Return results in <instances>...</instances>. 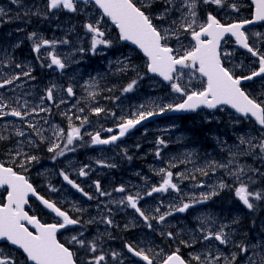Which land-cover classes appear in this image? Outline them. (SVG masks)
<instances>
[{
    "label": "flooded vegetation",
    "instance_id": "flooded-vegetation-1",
    "mask_svg": "<svg viewBox=\"0 0 264 264\" xmlns=\"http://www.w3.org/2000/svg\"><path fill=\"white\" fill-rule=\"evenodd\" d=\"M134 2L140 6L141 0H134ZM234 2L239 3L240 11L234 13L228 12L227 15L223 14V9L217 11L215 5H198L197 11L200 15V22H203L208 13L216 15L224 24L239 22L245 19L251 20L253 18L254 5L252 4V0H234ZM157 3H159V0H154L152 5V12L154 15ZM162 7L163 5L161 4V7L156 10L159 11L163 9ZM4 11L8 15L7 19L3 20L4 25L8 26L9 29L10 27L13 28L15 23L14 20L10 19V16L16 17L15 7H5ZM202 13L204 14L203 17H201ZM153 22L155 23V19ZM22 31L24 39L17 47L14 46V43H1L0 47H6L7 51L5 58H2L0 67L1 65L9 67L10 64L15 65L17 63L16 65H20V67H17L20 73L30 72L31 76L33 75L34 78L36 77L37 82L35 83H40L43 81L42 73L44 69L41 66L42 63L38 69L33 71L31 46L29 42H26V29L24 28ZM246 34L249 37V44L254 45V47L264 52V26L249 28L246 30ZM116 45V50L121 58L127 57L128 49L121 44ZM183 45L188 46L185 42ZM174 46V48L177 47L176 44ZM233 47H235L234 39L229 38L222 43L221 51L227 52L229 48ZM132 60H135L136 64L139 66V69L138 67L132 69L134 73L138 74V70L140 71L142 68L141 59L138 56H134ZM222 60L227 66L236 67L235 75L238 76L250 75L253 70H258L259 68L257 57H253L251 54H243L238 51L237 54L231 55L229 61L226 62L227 59L223 56ZM118 71H121L120 64H114L111 72L117 73ZM2 79H4V77L0 71V80ZM134 80L136 81V90L131 92L139 96L140 86L143 82L142 75H137ZM126 87L127 84L124 83L120 90L108 91L109 96L113 98L116 92H124L123 90ZM257 89V96H261V99H264V95H262L264 91L259 87H257ZM40 93V90H38L27 98L32 97L34 99L33 102L36 104L38 100H41ZM35 109H37L36 112H31V108H23V111L30 112L31 114L27 115L24 119L12 117L11 123H7L6 134L8 138L4 145L0 146V163H3L6 167H13L18 173L24 175L39 195L50 202H54L56 206L63 211H67L72 219H78L81 227L84 226L85 223L93 227H102L99 231L95 229L92 230L93 236L90 242H96L97 252L91 253L89 251H83V255H81L82 264H87L92 256L101 254L106 257V260L102 262V264H146L140 257H136L128 252L126 245L129 244L138 250L143 249L153 259V264H161L163 258L177 250H179V254L184 257L185 260H191L193 255L189 253L190 247L186 242L188 235H178L175 233V230L171 228V225H175L177 222L178 224L181 223L179 220L180 212L175 211V209L187 203V200L183 199L181 202L170 206L169 203H165L170 200L166 199L165 196L177 191L169 189L167 192H156L151 196H148L147 193L151 191L154 186H160L163 183V179L166 178V176L161 173V169L173 172V182L177 183L180 189L178 194L180 195L181 192L184 191L185 186L190 185L191 187L193 183L196 184L200 181V177L206 176L202 174L201 170L206 172L208 170V174H211L209 171V163H213L216 161L215 158L221 156H214V152L219 153V149H215V151L210 149L216 148L214 145V137L217 135V130L216 126L210 123L208 117L215 116L216 113L208 111L204 113L203 128H207V133L202 134L201 138L204 148V150L202 149L203 155L159 154V156H157V154H155V127H152L135 131L119 144L107 147L104 151L106 155L95 156L91 159L88 153L98 150L92 147L88 150L86 149L87 146H90L89 141L91 135L89 134L99 132L101 138L107 139L112 135H118V126L109 124L105 126L104 129L95 128L93 131L89 132L87 130V125L89 124H83L81 127V123L78 121L74 126L81 127L82 139L76 140L77 148L75 151H72V154L60 156L49 152L48 148L52 142H59L54 135V133H57V130H64L66 135L69 128L64 127L61 121L57 123L46 122V117L43 116V114H45L44 111H40L38 106H35ZM51 110L52 113H65V110L61 107H52ZM73 113L74 112L71 114ZM135 116L134 113H130L126 119L135 118ZM234 117L241 122L243 127L257 130L251 118H243L236 114ZM29 124L36 125L40 135H37L36 131L29 127ZM107 129H112V131L109 132ZM18 131L24 132L25 135H17ZM205 138L210 139L213 143L208 142ZM63 147L64 144L61 143V148ZM255 151L254 155H242L240 160H242V162H248L253 166L257 162L259 163L258 171L256 170L248 175L246 180L249 182L246 183H250L253 188H257L258 191H264V153H261L259 149H255ZM17 152L26 154L27 156H36L37 160L26 163L25 156L21 155L17 157ZM54 156L55 159H53ZM199 158L206 159L205 166L194 164ZM90 161L94 163L91 164V166H89ZM21 163H25L24 168L19 167ZM192 164H194V166ZM82 165L87 167L84 170L87 172V175L83 176L84 180L79 178V167ZM92 167L98 169V174L93 170L89 171ZM187 170L190 171L189 175L186 174ZM191 171H193L192 176ZM62 172L67 174L71 180L79 185L84 192L92 196L93 199H88L77 188L65 181L63 175H61ZM178 173H184V177H179L177 175ZM197 176L198 179L196 180ZM190 177H194L192 181H190ZM249 177H251V180H249ZM96 180H99L101 190L111 193V195L101 196L95 186ZM202 181L203 179H201V182ZM239 185V182H229V185H227L228 187L224 189L219 188L217 191L218 203H211L214 204L218 210L223 208L230 210V218L228 220L232 222L234 228L240 232L236 233L232 248V254H236L237 256L235 264H250L246 257L252 256L253 251L260 254L253 256V259L257 264H261V256H264V200H255L256 202L254 203V209L251 215H248L246 218L240 217L239 212L242 211L243 203H240L239 198L235 194V189L239 187ZM121 186L125 188L124 193L115 191V189ZM129 194L133 196L139 194V196L142 197V199L139 200L138 206L150 217L155 216L158 218L159 215L169 211H171L172 214L167 216L163 223L158 222V219H150V221L145 222L134 209L127 206V203L123 205L119 203L121 199ZM226 195H230V198H227L228 202H223L222 200ZM6 196L7 192L5 190L0 192V204L5 203ZM161 197H163V199H161ZM88 203L92 204L93 207L86 213L84 212V206ZM203 205H208V200H203ZM157 208L160 209L159 212H156ZM100 209H106V211L103 212L104 214L100 212ZM25 211L28 212L29 215L36 216L41 223L52 224L61 222L57 220L53 214L41 207L38 199L33 197L32 194H29L28 204L25 205ZM183 217H186L185 213ZM105 218H110L113 223L111 225L105 223ZM148 223H151V228L148 227ZM118 227L120 230L117 229ZM106 228H108V230ZM98 232L100 233L99 235ZM169 232L172 233V236L167 235ZM77 233L78 230L65 232L60 235V239L68 242L72 236H79ZM105 233H109V235L106 238H101L100 236ZM99 239H104L107 242L102 244V242L98 241ZM257 244H259L260 247L253 249L252 246ZM76 245L78 244L71 245L75 251L77 249ZM238 245L248 246L249 252L242 253ZM160 250L164 251L162 256L160 255ZM113 253H117L118 255L113 257ZM205 258L206 256H201L200 264H204ZM193 261L192 264H197L196 261ZM223 263L224 259H220L218 262V264Z\"/></svg>",
    "mask_w": 264,
    "mask_h": 264
},
{
    "label": "snow or ice",
    "instance_id": "snow-or-ice-1",
    "mask_svg": "<svg viewBox=\"0 0 264 264\" xmlns=\"http://www.w3.org/2000/svg\"><path fill=\"white\" fill-rule=\"evenodd\" d=\"M13 3H18L19 0H12ZM89 0H84V3H88ZM94 3L103 10L104 15L111 19L119 29V38L123 41H130L141 49L144 55L148 59L147 71L153 74H157L165 81L171 83V88L174 92L180 93L185 97L183 102L177 104H168L160 107L159 111L147 110L139 111L135 118L125 119L123 123L118 125L119 135H112L110 138L102 139L100 133L91 135V143L94 145H107L119 140L126 132L140 124L142 121L149 119L152 116L163 114L165 111H195L202 106L208 109H217L219 106H230L235 109L237 113L242 114L246 118H255V122L259 125L257 129L259 135L256 137H239V144L246 145L245 150L240 154H251L255 149H259L261 153H264V99L250 95L242 87V81L252 80L254 77L264 76V52L249 44V37L244 31L245 26L252 24L253 20H241L239 22H233L230 24H224L216 15L208 13L203 22H200L199 13L197 11L198 5H216L218 7H229L235 12L240 11V5L234 0H161L163 10L158 15H154L152 12V5L154 0H141L140 6L134 0H94ZM254 5V20L264 21V0H252ZM49 10L67 9L72 12L77 11V5L74 0H48ZM178 13V19H171L168 27L155 24L153 21H169L170 17ZM6 15L3 8H0V16ZM88 31L94 34L92 40V50L95 51L98 45L111 46V41L105 39V32L99 27V22L96 25L91 23L86 25ZM181 35L190 36L191 41L194 43L191 46H185L180 40ZM226 35L235 37V41L246 49L253 57L258 58L259 68L253 70L250 75L238 76L235 75L232 70L225 67L223 57L230 56L231 53L221 51V41L224 40ZM36 37V33L30 35V39ZM175 38L178 47L174 48L170 46L169 41ZM54 41L41 40L34 44L33 50L39 53L44 46L52 47ZM67 43V41H64ZM82 51V50H81ZM51 55V63L48 65L52 67L55 65L59 69L65 68V63L55 54ZM20 67V65H16ZM187 69L191 73L199 74L202 79V87L197 90H188L179 82L180 78L185 75L184 70ZM23 75L31 76L30 72H24ZM20 78L19 75L12 76L4 79L0 83V88H4L5 85L13 84L15 80ZM136 81L133 80L124 88V92H129L135 86ZM69 95H73V89L69 87L67 89ZM93 97L95 93H90ZM264 95V94H262ZM47 98L53 99L52 90L47 92ZM63 103V101H61ZM143 108V105L141 106ZM9 108L7 103L0 102V118L12 116L24 119L30 112L21 111L17 108H11L10 111L5 109ZM24 108H27L25 103ZM40 111H48V109L40 108ZM37 109L33 108L31 112H36ZM83 111V109H80ZM92 111L99 115L104 109L96 107ZM65 115H67L65 113ZM113 115H115L113 113ZM69 130L66 135L64 130H57L54 133L56 140L59 142H52L48 148L49 152L63 156L66 150L70 149L69 146L73 145L74 140L82 139L81 127L87 123V118L77 117L81 120V127L74 126L71 123V117H68ZM29 127L36 131L37 135H40L36 125L29 124ZM111 132L112 129H107ZM17 135L24 136L25 133L18 131ZM43 138V137H42ZM3 139V137H0ZM254 141H258L254 143ZM61 143L64 147L61 148ZM160 144H164L163 139L159 140ZM17 157L24 155L25 162L37 160L36 156H27L20 152L16 153ZM235 156L236 154H232ZM159 156V152H157ZM55 159V156L53 157ZM230 160L227 165L219 164L220 168H227L231 165ZM25 163H21L19 167L24 168ZM161 173L166 176L163 179V183L156 187L154 186L151 191L147 193L151 196L156 192H167L169 189L180 191L177 183L173 182L174 175L171 171L165 169L160 170ZM202 171V174L207 175L206 171ZM258 171V170H257ZM81 176L87 175V172L82 168L79 173ZM65 181L77 188L88 199H93L87 192H84L73 180L69 178L67 174L61 173ZM179 177H184V173H178ZM230 175L234 176L237 181H241L240 186L235 189V194L242 201L248 209H253L254 204L252 200L260 201L264 200V191H249V185L243 183L241 178L246 175L243 166H239L236 171L230 172ZM194 178V177H193ZM251 180V177H249ZM97 191L101 196L111 195V193L101 190L99 181L95 182ZM220 189L228 187L225 183L221 182L218 186ZM0 188H5L7 192L6 203L0 204V241L9 242L13 246H17L22 250L25 262H31V264H80V258L71 248V245L78 244L81 248H86L91 253L97 252L96 242L85 243V240L79 236H72L70 241L66 243L61 242L57 238V233L61 229L68 225H76L80 221L78 219H72L67 211H62L57 207L54 202L44 199L36 193L33 185L28 179L14 170L13 167H6L3 163H0ZM117 192L124 193L125 188L123 186L115 189ZM29 194L37 196V198L56 216L62 218V222L45 224L34 215H29L25 211V205L28 204ZM213 192L212 195H216ZM142 197L139 194L133 196L131 194L126 195L121 199L119 203L121 205L127 203V206L134 209L145 222L150 219H158V222L163 223L167 216L172 212L161 214L157 217L149 216L145 214V211L139 207V200ZM204 200L209 199L208 196L203 197ZM192 205L184 203L182 206L175 209L178 212H185ZM79 211V209H78ZM160 209L157 208L156 212ZM110 212V209H109ZM105 223L111 225L113 221L110 218H105ZM28 225L32 226L35 231L29 230ZM151 223H148V227L151 228ZM168 236H172V233H167ZM205 240L215 239L219 241L221 245H227L229 243L228 234L221 228L220 231L211 232L208 231L204 236ZM242 253L249 252V247L245 245H238ZM253 249L259 248L257 244L252 246ZM129 253H132L136 257H140L146 264H153V259L143 250L137 249L132 245H126ZM113 257L117 256V253L112 254ZM211 253H208L204 264H218L221 256L217 255L212 259ZM260 255L253 251L252 256H247L246 259L250 264H257L253 259V256ZM236 254H233L231 260L224 257V264H235ZM106 260L105 255H94L88 260L87 264H102ZM196 261L197 264L201 262L200 255H193L191 260H185L179 254V250L167 255L161 260V264H192V261ZM0 264H18L17 260L13 257L3 255L0 252ZM261 264H264V256H261Z\"/></svg>",
    "mask_w": 264,
    "mask_h": 264
},
{
    "label": "rangeland",
    "instance_id": "rangeland-1",
    "mask_svg": "<svg viewBox=\"0 0 264 264\" xmlns=\"http://www.w3.org/2000/svg\"><path fill=\"white\" fill-rule=\"evenodd\" d=\"M177 3H179V0H177ZM42 6V3H39V6L34 5V7H32V15H37L39 12L38 11H35L37 7H41ZM91 15L90 13H94V11L91 9V8H84V14L86 15ZM179 17V14L178 13H175L174 16H172L169 21L171 22V19H178ZM67 21V20H66ZM64 22L62 23V25L64 27H70V26H73V24H69L67 22ZM97 21H100V19H97ZM163 23L162 26L163 27H168L169 26V23ZM174 38V37H173ZM47 40V39H46ZM51 41H55V38ZM226 61H229V58L226 57ZM229 69H233L235 70L236 67H230ZM99 80V78L97 79V81ZM260 81V82H259ZM259 81H256L257 83H255L253 86H256V87H259L262 91H264V81L261 79ZM180 82H182V85L183 87L185 88H189L191 90H193L194 88L196 89H200L199 86H196L197 84L200 83L199 79L191 74L189 75H186L185 77H181V80ZM92 84L95 86L96 83H95V80H93ZM19 88V87H16V89ZM159 88V84L158 82H155V89H158ZM142 96V95H141ZM141 96L137 97L138 99L137 100H134L132 101L131 99H127L125 100L124 102H126L125 105H121L118 107V112H117V119H120V120H123V119H126V115L129 114V113H134L135 110H138L141 108L142 106V100H141ZM156 96V94H155ZM177 96L176 94L174 93H168V98L167 100H173V101H177ZM155 101L156 104H162V102H165V98L162 96V93L159 94V96H156L155 99L151 98V96H149V98H144L143 99V103H151ZM77 102V101H76ZM93 104V103H92ZM96 104V103H95ZM81 106L82 108V101L80 99H78V102L76 103V108L77 109H81L79 108ZM92 106L93 105H89L88 106V109L92 111ZM96 106V105H95ZM96 108V107H94ZM94 113V112H93ZM92 113V114H93ZM80 115V114H79ZM210 119V123H213L215 126H216V129L219 130L218 128L221 129V136H218V135H215V146L216 148L215 149H219V155H221L220 157L218 158H215L216 161H214L213 163H209V171L211 174H207L206 176L204 177H200V181H198L196 184H192L191 187L190 185H187L185 186V189L183 192H181V194L183 193L182 197L181 198H176V199H170L168 201H166L165 203H169L170 206H173L179 202H181L183 199H186L188 201H190L191 203H193L195 201V199L197 197H200L201 194H203L204 192V188H205V194L207 195L208 193H211L215 190H218L219 189V184L221 182L225 183L226 185H229V182H239L241 183V181H237L234 176L230 175V172H233V171H236L238 169L239 166H243L244 169H245V173L246 175H243L241 180L243 183H246V182H249L246 180V177L248 175H250L251 173H253L254 169L251 165H249L248 162H242V160H240V157L242 155H254L255 154V150L252 151L251 154H240L242 153L245 148V145H240L239 144V137L241 136H245V137H256L258 136L259 134L255 131V130H252L251 128L248 129V128H245L241 125V122L239 120L236 119V117H234L232 114H229L227 113L226 116H224L223 114L221 116H209L208 117ZM98 125H96L95 127H97ZM95 127L92 125V124H89L87 125V130L90 132V131H93L95 129ZM161 128H163V126H160ZM95 133H91V135H94ZM213 143V142H212ZM256 143V141H255ZM213 145V146H214ZM99 148H102L101 146ZM193 154V155H196V153H199V151H196V150H193L191 152H188V154ZM209 153V152H208ZM236 154L235 156H233L232 154ZM106 155V153L104 152V150H98V151H95V152H89L88 153V156L92 159L93 157L95 156H104ZM210 159V158H209ZM207 159V160H209ZM213 159V158H211ZM232 161L231 165L227 168H220L218 167L217 165L219 164H225L227 165L229 161ZM89 166H91V164H94L93 161H90L89 162ZM194 166V164H192ZM86 169L87 167L85 165H82L81 167H79V170L81 169ZM195 169V168H193ZM93 170L95 173L98 174V169L97 168H90L89 171ZM192 173L193 171H191V176H192ZM186 174L189 175L190 174V171H186ZM264 175V174H263ZM79 178L80 179H83L84 180V177L81 176L79 174ZM198 179V176L196 177V180ZM201 179H203V181L201 182ZM193 180V177H190V181ZM96 181H99V180H96ZM95 181V182H96ZM201 192H199V191ZM253 191H258V189H254ZM214 206V207H213ZM206 209L207 208H212V209H218L215 207L214 204L211 203V201L208 200V205L204 206ZM254 209V208H253ZM259 209V207H258ZM106 211V209H100V212L102 214H104L103 212ZM193 213H198L200 214L201 212L199 210H193L192 211ZM214 213H216L217 211H213ZM200 218V217H199ZM230 217L228 215H225L223 216L222 214H219L217 215L216 217V222L213 223V226L212 225H209L207 224L208 221L204 222L203 221L201 222L202 225H200L198 228L197 227H192V229H189L190 233L192 234V236L194 235L193 239H192V243L193 245L197 244V243H201L200 246H203L204 245V242H205V239H204V236L206 235V233L208 231H211V232H217V231H220L221 228L223 229H226V231L228 233H230V236L232 235V239L234 238L235 234L236 233H240L237 229L234 228V226L230 225L229 222H228V219ZM108 230V228H106ZM179 232V230H178ZM100 233L98 232V235ZM180 234V232H179ZM109 235V233H105V234H102L100 237L101 238H106L107 236ZM102 240V241H101ZM97 241V240H95ZM98 241L102 242V244L106 243L107 241L104 240V239H99ZM207 241V240H206ZM214 241H216L214 239ZM213 240L210 241V243H208L207 241V245L204 247V251L203 252H199V253H196L198 255H202V253H204L205 251L208 250V248L212 249V248H216V245L219 243V241H217V243H215ZM211 242H214V243H211ZM220 244V243H219ZM230 245V243H229ZM217 248L219 251V245H217ZM162 256V253H164L163 250H160L159 251ZM159 255V256H160ZM160 256V257H161Z\"/></svg>",
    "mask_w": 264,
    "mask_h": 264
},
{
    "label": "trees",
    "instance_id": "trees-1",
    "mask_svg": "<svg viewBox=\"0 0 264 264\" xmlns=\"http://www.w3.org/2000/svg\"><path fill=\"white\" fill-rule=\"evenodd\" d=\"M76 18L80 21L81 24L83 23L82 18L77 13H76ZM18 19H22V21L17 20V23H18V25L22 24V26L24 24V27L26 28V31L28 34V40L27 41L31 44V46H32L31 48H33V46L36 42V37H42L43 38V37H45V35L47 36V33H49L48 26L50 28H52L53 27L52 25L55 24L53 21L51 22V20H52L51 16H49L46 13L43 15V17H38V18L32 17V19H29V20H27V17L26 18L21 17ZM40 21H42V24H43L41 26L39 25ZM46 21H48V22L46 25H44L46 23ZM32 33H36V37L33 39H30L29 37ZM32 56H33V54H32ZM166 105L167 104H164L163 106H166Z\"/></svg>",
    "mask_w": 264,
    "mask_h": 264
},
{
    "label": "water",
    "instance_id": "water-1",
    "mask_svg": "<svg viewBox=\"0 0 264 264\" xmlns=\"http://www.w3.org/2000/svg\"><path fill=\"white\" fill-rule=\"evenodd\" d=\"M76 1H81V2H84V0H76ZM89 1H92L93 3H94V0H89ZM95 4V3H94ZM96 5V4H95ZM98 8H99V6L98 5H96ZM99 10L103 13V10L102 9H100L99 8ZM103 15H104V13H103ZM106 18H108L106 15H104ZM108 19H110V18H108ZM111 20V19H110ZM112 22V21H111ZM118 28V27H117ZM119 30V29H118ZM124 42H126V43H128V44H130V45H133V46H135L136 48H138L139 49V47L138 46H136V45H134V44H132L130 41H124ZM142 53H143V51L141 50V49H139ZM143 55H144V53H143ZM145 56V55H144ZM146 57V56H145ZM151 74H153V73H151ZM153 75H155V76H157V77H159V78H161V79H163L162 77H160L159 75H157V74H153ZM164 80V79H163ZM165 81V80H164ZM165 82H169V81H165ZM198 110V109H197ZM196 111V110H195ZM195 111H170V112H168L167 114L168 115H172V114H181V113H192V112H195ZM157 116H155V118H156ZM68 226H66L65 228H63V229H66ZM63 229H61V230H63ZM17 247V246H16ZM18 248V247H17Z\"/></svg>",
    "mask_w": 264,
    "mask_h": 264
},
{
    "label": "bare ground",
    "instance_id": "bare-ground-1",
    "mask_svg": "<svg viewBox=\"0 0 264 264\" xmlns=\"http://www.w3.org/2000/svg\"><path fill=\"white\" fill-rule=\"evenodd\" d=\"M17 165H19V164H17ZM262 166H263V165H262ZM72 170H73V169H72ZM229 189H230V188H229ZM213 207H214V206H213ZM214 209H215V208H214ZM241 222H242V221H241ZM241 222H240V223H241ZM260 222H261V221H260ZM260 222H259V223H260ZM203 246H204V245H203ZM244 258H245V257H244ZM223 264H224V263H223Z\"/></svg>",
    "mask_w": 264,
    "mask_h": 264
}]
</instances>
